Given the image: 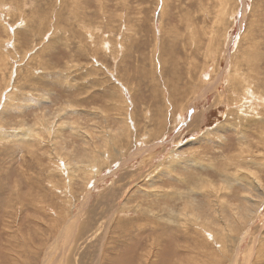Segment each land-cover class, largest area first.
Masks as SVG:
<instances>
[{"label": "rangeland", "instance_id": "1", "mask_svg": "<svg viewBox=\"0 0 264 264\" xmlns=\"http://www.w3.org/2000/svg\"><path fill=\"white\" fill-rule=\"evenodd\" d=\"M69 2L0 3V45L14 48L0 70V106L21 98L0 108V264H203L210 250L183 213L215 219L216 192L229 213L256 179L264 184V84L255 93L251 80L264 60V0ZM254 47L255 68L245 60ZM25 50L26 59L16 55ZM36 70L44 77L21 91L23 74ZM106 122L131 127L118 139L123 157L101 149L100 133L88 136ZM92 143L105 161L97 175L84 166ZM221 170L243 180L227 182ZM260 205L234 264H264V246L251 247L264 234V198Z\"/></svg>", "mask_w": 264, "mask_h": 264}, {"label": "bare ground", "instance_id": "2", "mask_svg": "<svg viewBox=\"0 0 264 264\" xmlns=\"http://www.w3.org/2000/svg\"><path fill=\"white\" fill-rule=\"evenodd\" d=\"M6 1L7 0H0V3H6ZM162 1V0H161ZM10 3L12 4V3H14L15 4V6H16V4L19 6L20 5V0H10ZM73 3H78V0H71V2H69L67 5H70V4H73ZM77 5V4H76ZM2 6V5H1ZM77 6H79V4L77 5ZM1 11V10H0ZM161 11H162V14H163V11H164V9L162 10L161 9ZM206 13V12H205ZM51 14V13H50ZM42 15V14H41ZM61 15V13H59L58 14V16H60ZM47 15H42V16H40V18H39V21H38V24H37V26H38V28H41V29H45V26H49L50 25V22L51 21H45L47 18ZM162 17V16H161ZM221 19V17L220 16H218V15H216L215 17H214V23L215 22H219L220 21V19ZM23 19V18H22ZM0 20L2 21V19L0 18ZM30 20V19H29ZM0 21V26H3V27H6L5 26V23H4V21L3 22H1ZM27 21V20H26ZM3 23H4V25H3ZM65 25H70V23L69 22H60V21H55L53 24H55V29H57L59 26H61V25H63V24ZM216 23V24H217ZM52 24V23H51ZM123 25V24H122ZM121 25V26H122ZM52 26V25H51ZM9 28V27H8ZM54 29V30H55ZM215 30H217V29H215ZM26 31H30V29H26ZM108 31V30H107ZM209 31H210V33H212V31L209 29ZM213 31H214V29H213ZM45 31L43 30V31H41L40 32V34H43ZM14 34V33H13ZM17 34V33H16ZM88 34V33H87ZM89 34H90V32H89ZM108 34V33H107ZM207 34V33H206ZM229 35V34H228ZM93 36H94V34H93ZM17 37V36H16ZM91 37V36H90ZM106 38V37H105ZM174 38V37H173ZM11 39V38H10ZM95 39V38H94ZM206 39H208V38H206ZM24 40V39H23ZM22 40V41H23ZM90 40V39H89ZM99 40V39H98ZM232 40V39H231ZM18 41V38L16 39V41H15V43ZM103 41H105V39L103 40ZM208 41H209V39H208ZM2 42H4V41H2ZM7 42V41H6ZM19 42V41H18ZM107 42H109L108 40H107ZM173 42H175V41H173ZM204 42H206V41H203L202 40V44L204 45ZM20 43V42H19ZM23 43H24V41H23ZM160 43V42H159ZM3 45H0V54L2 55L1 57H0V70H1V73H3V67H5V63H8L9 62V60L11 61V58H10V55L12 54V52H13V49L11 48L10 50H6L5 48H4V45H5V43H2ZM10 44V43H9ZM92 44V43H91ZM97 44V43H96ZM102 43L100 42V43H98V45H97V49L98 48H100V45H101ZM110 44V43H109ZM108 45V44H107ZM171 45H173V43L171 44ZM68 46V45H67ZM102 46V45H101ZM112 47H113V45H111ZM12 47V46H11ZM17 47H19V46H16V48ZM121 47V46H120ZM107 49V48H106ZM201 49V48H200ZM109 50V49H108ZM195 50H197V48L195 49ZM34 51V50H33ZM97 51V50H96ZM95 51V52H96ZM256 51V47H254V50L252 51V52H255ZM17 52V54L16 55H20L19 56V58H21V59H26V55H27V51L25 50L24 52H18V51H16ZM38 56H40V54L38 53L37 55H36V53H35V55L33 56V58H29V60H35ZM42 57V56H41ZM180 58V57H179ZM51 59V58H50ZM194 59V58H193ZM158 60V59H157ZM195 60V59H194ZM245 60H246V62L250 65V67H253V68H255L256 66H252V64H255L256 62H258V61H260V55L259 54H257L256 52L255 53H253L252 54V56H251V58H248V57H246L245 58ZM165 61V60H164ZM264 61V60H263ZM261 62V65H259V67H260V69H259V71H258V73H256L255 75H252L251 76V80H254L255 82H257V84L258 85H255L254 86V91H255V93H257V88L263 83L264 84V75H263V71H264V67H263V65H264V62ZM29 62V61H28ZM36 62V61H35ZM177 62V61H176ZM42 63H43V61H42ZM41 63V64H42ZM49 63V62H48ZM102 63V62H101ZM172 63V62H171ZM175 63V62H174ZM190 63H192V61L190 62ZM16 64H18V63H16ZM53 64V63H52ZM177 64V63H176ZM214 64V63H213ZM2 65H3V67H2ZM189 65V64H188ZM28 66H29V64H28ZM175 66V65H174ZM186 66H187V64H186ZM51 67V66H50ZM106 68V67H105ZM189 68L191 69V67H190V65H189ZM189 70V69H188ZM19 71V70H18ZM28 71H30V70H28ZM37 72V70L36 71H34V77H32V76H28L27 74H23L24 76H26V78L25 79H28V80H26L24 83H21L20 84V89H21V91H23V87L24 86H26V85H31V84H34L35 82L34 81H38V79L40 80V79H42L44 76H41V74H39V73H36ZM175 72V71H174ZM205 72V71H204ZM220 72V71H219ZM53 73V72H52ZM179 73V72H178ZM8 74V73H7ZM7 74H6V76H7ZM49 74V73H48ZM177 74V73H176ZM202 76V75H201ZM49 77V76H48ZM176 77V76H175ZM5 78V77H4ZM8 78V77H7ZM51 78V77H50ZM52 78H53V76H52ZM59 79V78H58ZM7 80V79H6ZM5 80V81H6ZM49 80V79H48ZM170 80V79H169ZM180 79H178V81H179ZM195 80V79H194ZM58 81H60V80H58ZM93 81V80H92ZM176 81V80H175ZM7 82V81H6ZM52 82V81H51ZM54 82H56V81H54ZM168 82V81H167ZM171 83H173V80H171L170 81ZM191 82H193V81H191ZM0 83H1V81H0ZM2 83H4V82H2ZM169 83V82H168ZM177 83V82H176ZM40 84V83H39ZM50 84V83H49ZM53 84V83H52ZM170 84V83H169ZM168 84V85H169ZM178 84V83H177ZM176 84V85H177ZM192 84V83H191ZM195 83H193V85H194ZM217 84V83H216ZM1 85V84H0ZM46 86H48L47 84H45ZM92 85V84H91ZM171 85V84H170ZM193 85H191V86H193ZM38 86V85H37ZM61 86V85H60ZM75 86V85H74ZM78 86V85H77ZM173 86V85H172ZM1 87V86H0ZM90 87V86H89ZM215 87V86H214ZM6 88H8V86L7 87H5L3 90H5ZM51 88V87H50ZM94 88V87H93ZM111 88V87H110ZM188 88V87H187ZM35 89V88H34ZM86 89V88H85ZM89 89V88H88ZM249 89V88H248ZM3 90H2V92L1 93H3L4 94V92H3ZM174 90H175V88H174ZM182 90V89H181ZM180 90V91H181ZM39 91V90H38ZM180 91H179V93H180ZM187 91H188V89H187ZM1 93H0V99L2 98L3 99V96L1 95ZM177 93V92H176ZM116 94V93H115ZM5 95V94H4ZM93 95V94H92ZM91 95V96H92ZM117 95V94H116ZM182 95V94H181ZM264 95V92H260V96H263ZM9 96V95H8ZM115 96V95H114ZM173 99H174V97H176L175 95H170ZM6 97V96H5ZM11 98H13V96H10ZM9 97V98H10ZM8 98V103H4V106H2V107H4V109H8V104H10V105H17V102L16 101H20L21 100V98L20 97H17V99H16V101H14V100H12L11 98L9 99ZM2 99H1V102H2ZM172 99V100H173ZM171 100V101H172ZM84 101V100H83ZM174 101V100H173ZM1 102H0V104H1ZM262 102V101H261ZM16 103V104H15ZM18 103H20V102H18ZM77 103V102H76ZM61 104V103H60ZM80 104V103H79ZM13 105V106H14ZM26 105H28V104H25V106ZM1 106H0V108H1ZM29 106V105H28ZM93 106V105H92ZM54 107V106H53ZM68 107V106H67ZM102 107H103V105H102ZM16 109V108H15ZM96 109V108H95ZM109 110V109H108ZM118 110V108H116V111ZM58 111V110H57ZM61 111V110H60ZM109 111H111V110H109ZM52 112V111H51ZM100 113V112H99ZM108 113V112H107ZM106 113V114H107ZM110 113V112H109ZM50 114V113H49ZM55 114V113H54ZM47 115V114H46ZM101 115H102V113H101ZM133 115V114H132ZM48 116V115H47ZM117 116H118V118L120 117V119H122V121L124 120L128 125H129V123H128V120H130V119H128V118H126L125 116H127V115H125L124 117H121L120 116V113H117ZM128 117V116H127ZM135 117V116H134ZM50 118V117H49ZM149 118V117H148ZM51 119V118H50ZM4 120V119H3ZM3 120H1V121H3ZM42 120V119H41ZM76 120V119H75ZM78 120H79V118H78ZM107 120H109V119H107ZM43 121V120H42ZM48 121H50V120H48ZM52 121V120H51ZM62 121V120H61ZM65 121V120H64ZM67 121V120H66ZM252 121V120H251ZM81 122V121H80ZM124 122V123H125ZM52 123V122H51ZM56 123H57V121H56ZM56 123H54V124H56ZM62 123V122H61ZM119 123V122H118ZM126 123L122 126V124L120 125V126H117V127H114V128H112L111 127V125H110V123H107L106 122V125H105V127L104 128H100V130L98 131V132H95L94 131V127L92 128V129H89V132H88V136L89 137H95L98 133H100V137L102 138V140H103V142H105L104 144H103V146H102V148L101 149H117V150H113L114 152H115V154L113 155V157L116 155V151H119L121 154H118V155H122L123 153L122 152H125V150H124V148L125 149H127L128 147L126 146V147H124V145L123 144H121V145H118L119 143H118V139H119V142H121L122 140H121V138L120 137H123V138H125L124 137V134H126L127 132H129L130 133V128L128 127V126H126ZM257 123V122H256ZM33 124H35V122L33 123ZM45 124V123H44ZM64 126H65V124L64 123H62ZM81 124H83V125H86V124H84V123H81ZM102 124V123H101ZM112 124V123H111ZM120 124V123H119ZM22 125V124H21ZM27 125H29V124H26V126ZM36 125V124H35ZM46 125V124H45ZM44 125V126H45ZM72 125V124H71ZM118 125V124H117ZM5 126V125H4ZM30 127H31V125H29ZM39 126H41V125H39ZM49 126H52V125H49ZM77 126V125H76ZM93 126V125H92ZM3 127V126H2ZM60 127V126H59ZM84 127V126H83ZM96 127V126H95ZM5 128H6V126H5ZM34 128V127H33ZM87 128V127H86ZM25 129H27V130H29V128H25ZM31 129V128H30ZM39 129V128H38ZM50 129V128H49ZM61 129V128H60ZM70 129H72V128H70ZM81 130V129H80ZM2 131H3V129H2ZM5 131V130H4ZM39 131V130H38ZM41 131V130H40ZM55 131V130H54ZM7 132V131H6ZM52 132V131H51ZM1 133V132H0ZM8 133V132H7ZM54 133V132H53ZM28 134H30V133H28ZM28 134L26 135V136H28ZM51 134V133H50ZM7 135V134H6ZM25 135V134H24ZM62 135H64V134H62ZM130 135V134H129ZM9 136H10V133H9ZM50 136H53V135H50ZM58 136V135H57ZM67 136V135H66ZM224 136V135H223ZM222 136V137H223ZM60 137H61V135H60ZM98 137V136H97ZM127 137H129V139H131L130 138V136H127ZM2 138V137H1ZM0 138V139H1ZM56 138V137H55ZM65 138V137H64ZM92 138V139H93ZM122 138V139H123ZM135 138V137H134ZM226 138V137H225ZM5 139H6V137H5ZM25 140H26V137L24 138ZM62 139H63V137H62ZM66 139V138H65ZM64 139V140H65ZM69 139V138H68ZM89 139V138H88ZM128 139V138H127ZM35 140V139H34ZM58 140V139H57ZM63 140V141H64ZM1 141H2V139H1ZM29 141H31L30 139H29ZM52 141V140H51ZM59 141V140H58ZM127 141V140H126ZM93 142H97V141H93ZM56 143H58V142H56ZM85 143V142H84ZM98 143V142H97ZM121 143H123V142H121ZM125 143V142H124ZM93 144V143H92ZM101 144V145H102ZM58 145H59V143H58ZM59 147V146H58ZM15 148V147H14ZM33 148H35V147H33ZM89 148V147H88ZM90 149L91 150H89L87 153H86V151L85 152H83L84 153V155H85V160L87 159V162H85V164H84V166H86L87 168H91V170H90V172L88 173V174H95L96 173V175L98 174V169H99V166H100V164H102V163H104L105 161H103V159H101L100 161H98L97 160V155H96V153H97V151L98 150H96V149H99V146L98 145H92L91 147H90ZM66 150V149H65ZM112 151V150H111ZM113 152V153H114ZM72 153H73V151H72ZM174 153V152H173ZM81 154V153H80ZM127 154V153H126ZM152 154V153H151ZM124 155V154H123ZM123 155H122V157H123ZM171 155H175V154H171ZM111 156V155H110ZM129 156V155H128ZM154 156V155H153ZM259 156V155H258ZM262 156V155H261ZM26 157V156H25ZM113 157H111V158H113ZM117 157V156H116ZM189 158V157H188ZM191 158V157H190ZM77 159H78V161H79V163L78 164H82L81 163V159H80V157H77ZM185 159V158H184ZM192 159V158H191ZM183 159H181L180 158V161H182ZM190 160V159H189ZM77 161V160H76ZM111 162H112V160H110ZM114 161V160H113ZM263 161V160H262ZM69 162H71V161H69ZM83 162V163H84ZM111 162H109V163H111ZM186 162H188V163H190V161H187L186 160ZM192 162V161H191ZM199 162V164H201V161H198ZM67 164V163H66ZM67 166H68V164H67ZM72 166V165H71ZM200 166H202V165H200ZM205 166H208L207 164L205 165ZM96 167V169H94ZM209 167V166H208ZM22 168V167H21ZM81 168H83V167H81ZM104 167H102V169H103ZM101 169V170H102ZM88 170V169H87ZM100 170V171H101ZM156 170V169H155ZM236 170H238V169H236ZM89 171V170H88ZM154 172V171H153ZM221 173H222V175H221V178L223 177V179L224 180H226L227 182H230V181H233V180H235V182L236 181H239L240 179L241 180H243V178L242 177H240V175L241 174H239V173H233V175L231 176L230 174H232L231 172H228V170H221L220 171ZM101 173V172H100ZM95 175V176H96ZM134 177V176H133ZM70 179V178H69ZM89 179H91V178H89ZM249 179V178H248ZM140 180V179H139ZM253 180V179H252ZM255 180V179H254ZM257 180V185L255 184V185H253L252 183V189L248 192V194H246V196L243 198V202H242V204H241V207L239 206L240 205V203H239V205L238 206H232L231 204H229V203H227V204H229V207L230 208H228L229 210V213L227 212V210H226V208H225V206H224V201H222L221 200V195L219 194V192H216L215 193V195L217 196V197H215L216 199H213L212 201L215 203V208H213V213H215L214 214V216H215V219L214 218H210V217H203V216H201L200 215V213H199V211H197V213H195V214H191V212H189V211H187V212H184L183 214H184V216L187 218V220H188V222H185V227H186V229H189V228H187V225H188V227H190V226H193L196 230V234H201L202 235V243H204V245L206 246V248L207 249H209L210 250V252L208 253V258L209 257H211L210 259H208L206 262H204L203 264H222L221 263V257L222 256H228V258L231 260V262L234 264L236 261H237V259H238V256L237 255H239L241 252V245H242V243H243V241H245L246 240V235H248V234H250V233H252L251 232V229L249 228V231H245L248 227H249V224H248V219H249V217L251 216V214L252 213H256V210H254V208L257 206L258 207V209H260L259 207L261 206L260 204H261V200L264 198V184L259 180V179H256ZM200 181V180H199ZM255 182V181H254ZM233 183H234V181H233ZM249 183V182H248ZM200 185V184H199ZM232 183H231V187H232ZM249 185H250V183H249ZM86 186V185H85ZM197 186V185H196ZM203 185H201V187H202ZM251 186V185H250ZM16 187V186H15ZM228 187H230V186H228ZM63 188V187H62ZM68 188V187H67ZM199 188V187H198ZM199 190V189H198ZM220 190V189H219ZM254 190H256V191H259V192H262L263 194L260 196V194H254L252 191H254ZM63 192V191H62ZM214 192V191H213ZM255 192V191H254ZM65 192H63V194H64ZM256 193V192H255ZM195 196V195H194ZM89 198V197H88ZM188 201H189V199H188ZM191 201V200H190ZM192 203V202H191ZM193 205H194V203H192ZM142 205V204H141ZM192 205V206H193ZM226 205V204H225ZM231 205V206H230ZM227 207V206H226ZM198 208H200V207H198ZM215 210V211H214ZM226 210V211H225ZM129 212V211H128ZM262 213V212H261ZM173 214V213H172ZM228 214V215H227ZM263 216V215H262ZM177 222H179V221H177ZM56 223V222H55ZM192 224V225H191ZM241 224H243V226L244 225H246L245 226V228L243 229V231H242V227H241ZM248 224V225H247ZM71 225V223H68L65 227H66V229H65V227H64V229L63 230H65V232H68V233H70V231H68L69 230V226ZM217 227V229L216 230H218V231H214V229ZM71 228V227H70ZM191 228V227H190ZM58 230V229H57ZM63 230L60 232V235L58 236V238L60 239V236H64V235H62L63 234ZM101 231V230H100ZM242 231V232H241ZM232 232H234L235 233V235L233 236V234H232ZM258 232V231H257ZM259 232H261V231H259ZM65 234V233H64ZM67 234V233H66ZM193 234V233H192ZM254 234V233H253ZM195 235V234H194ZM257 235H258V237H257ZM196 236V238L198 237L197 235H195ZM250 236V235H249ZM253 237H255V243L254 244H252L251 245V247H252V249L254 248V251H257V252H260L261 251V248L262 247H260V248H258V249H256L257 248V246H258V244H259V246H261V244L264 246V234H262V233H260V234H256V236H253ZM63 238V237H62ZM61 238V239H62ZM249 241V240H248ZM191 242V241H190ZM198 242V241H197ZM250 242V241H249ZM216 244H219V245H221V249L222 250H220V251H222L220 254H217V253H215L216 252V250H217V245ZM189 245V244H188ZM236 246V248H237V250L233 253V250H234V248H233V246ZM204 246V247H205ZM216 246V247H215ZM232 246V247H231ZM187 247V246H186ZM233 248V249H232ZM195 249H197V248H195ZM203 249H205V248H203ZM206 249V250H207ZM252 249H251V251H252ZM201 250V249H200ZM231 250V252L233 253V256H231L232 254H229L228 255V253H229V251ZM246 250H248V248L246 249ZM204 251V250H203ZM230 252V253H231ZM196 253V252H195ZM242 254V253H241ZM246 254V251L244 252V254L243 255H245ZM251 255V254H250ZM189 256V255H188ZM194 256V255H193ZM205 256H207V255H205ZM247 257V256H246ZM185 258H187V257H185ZM189 259H190V257H189ZM188 259V260H189ZM195 259V258H194ZM201 259V258H200ZM253 259V258H252ZM192 260V259H191ZM203 260H205V258L203 259ZM246 260H247V258H246ZM201 261V260H200ZM241 261H242V259H241ZM192 262L193 261H190L189 262V264L191 263L192 264ZM247 263V262H246ZM187 264V263H186ZM199 264H200V262H199ZM249 264H251V262L249 263Z\"/></svg>", "mask_w": 264, "mask_h": 264}]
</instances>
